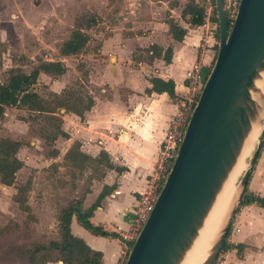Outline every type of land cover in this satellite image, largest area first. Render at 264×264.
Listing matches in <instances>:
<instances>
[{
  "label": "crops",
  "instance_id": "obj_1",
  "mask_svg": "<svg viewBox=\"0 0 264 264\" xmlns=\"http://www.w3.org/2000/svg\"><path fill=\"white\" fill-rule=\"evenodd\" d=\"M130 1L133 10L130 8L128 13L141 19L130 21L131 27H127L130 33L125 37L111 35L101 42V61L90 65L87 74L90 83L101 86L91 95L93 105L82 120L73 114L62 116L61 129L67 137L56 140L63 151L53 147L55 155L64 156L76 143L79 154L95 160L97 168L87 182L82 207L88 208L105 187L108 194L92 211L90 222L115 232L118 237L128 228L138 196L145 190L153 169L167 122L177 113V104L186 94V77L193 64L200 65L202 75L209 70L216 45L205 27L189 28L179 16L178 25L185 29L183 39L175 42L166 34L161 15L178 13L184 4L182 0L171 7H168L170 0ZM194 1L201 5L202 0ZM135 24L149 30L147 36L137 34ZM155 28H159L158 34ZM142 42L161 51L171 46L170 62L164 64L160 57H153L151 50L147 52V62L133 61L131 54L136 47L143 48ZM153 77L173 82V99L166 93H145L150 88L148 80ZM70 168L76 169L71 165ZM246 188L264 198V147L249 170ZM232 228L237 232L229 234L230 244L241 245L242 253L237 258L235 249L226 251V264H264V209L254 204L239 208L232 218ZM69 230L90 249L101 253L102 264H115L124 252L120 237L94 236L79 226L74 217Z\"/></svg>",
  "mask_w": 264,
  "mask_h": 264
},
{
  "label": "rangeland",
  "instance_id": "obj_2",
  "mask_svg": "<svg viewBox=\"0 0 264 264\" xmlns=\"http://www.w3.org/2000/svg\"><path fill=\"white\" fill-rule=\"evenodd\" d=\"M178 1L170 0L168 7ZM200 6L204 14L208 12L211 27L216 28L211 21L213 0H202ZM130 8L133 10L130 0H0V83L6 81L11 69L27 74L41 61H60L66 69L61 77L52 79L40 75L37 78L36 90L41 98L51 101L52 93L59 94L64 89L77 95L80 93L82 98L84 94H96L101 86L89 82V67L101 61L99 47L107 36L120 34L123 38L130 33L127 32L132 25L130 21L137 17L128 13ZM177 12L172 16L163 13L161 20L164 23L169 15L177 20ZM138 19L141 17L136 21ZM89 20L93 23L88 26ZM135 28L137 34L147 36L149 32L138 24ZM215 28L210 33L217 46ZM72 29L85 33L87 43L77 55L60 57L59 47ZM155 29L158 34L159 28ZM142 46L133 50V61L147 62L149 59L148 42ZM49 129L43 118L17 106L7 107L0 120V139L8 138L20 143L16 157L22 163L11 186L0 184V229L5 228V236L0 238V264H28L27 254L34 243L46 245L48 241L57 239L59 210L70 200H81L87 191V182L97 168L94 162H86L83 165L88 168L84 173L83 168L71 169L64 156L50 157L53 147L63 151V146L58 140L44 142L42 137L47 136ZM252 154L253 151L246 159V168ZM49 157L50 160H45ZM241 174L237 177L236 187ZM18 186L29 189L28 193L20 194L26 200L29 212L19 210L12 201ZM229 234L223 240L229 248L220 253H226L233 247ZM241 253L236 257L241 258Z\"/></svg>",
  "mask_w": 264,
  "mask_h": 264
},
{
  "label": "water",
  "instance_id": "obj_3",
  "mask_svg": "<svg viewBox=\"0 0 264 264\" xmlns=\"http://www.w3.org/2000/svg\"><path fill=\"white\" fill-rule=\"evenodd\" d=\"M217 46L213 64L189 115L171 168L124 264H180L235 164L252 123L264 131V0H239L230 24L222 0H213ZM201 264H212L230 227L251 167Z\"/></svg>",
  "mask_w": 264,
  "mask_h": 264
},
{
  "label": "trees",
  "instance_id": "obj_4",
  "mask_svg": "<svg viewBox=\"0 0 264 264\" xmlns=\"http://www.w3.org/2000/svg\"><path fill=\"white\" fill-rule=\"evenodd\" d=\"M203 18L204 9L195 3L194 0H185L179 11V20L187 27L193 28L201 26L203 24ZM211 21L217 24L214 9ZM92 23L89 20L87 25L89 26ZM164 23L167 28L166 34L170 39L175 42H180L185 35V29L180 27L177 20H173L170 16L167 17ZM227 25L229 30L230 25L228 23ZM215 30L217 40V27ZM87 40L88 38L85 33L79 29H72L68 38L59 47V56L70 57L77 55L85 47ZM149 50H151L153 57H160L164 64L170 62L172 54L171 46H167L161 51V48L150 45L147 52ZM214 53H216V45L214 46ZM214 58L215 56L213 55L209 69L213 64ZM65 70L64 65L60 61H41L27 74L19 69H11L8 72L6 81L2 84L0 83V120L7 107L17 106L43 118L45 123L50 126L47 136L42 137L44 142L54 143L57 138H66V133L61 129L62 116L65 114H73L82 120L84 113L89 111L93 105L91 94H84L82 98L80 93L77 95L64 89L59 94L52 93V100L47 101L41 98L36 90L37 78L40 75L55 79L61 77L65 73ZM148 82L150 88L145 89V93H166L170 98H174L173 82L171 80L164 81L153 77ZM19 147L20 143L18 141L8 138L0 139V184L5 187L13 184L16 173L22 167L21 161L16 157ZM263 147L264 131L260 136L259 143L253 154L250 169ZM77 148L78 145L73 143L63 157L65 162L77 169L88 168L84 167V163H93L95 160H92L86 155L79 154ZM55 154L56 151L53 149L50 157H55ZM106 190L103 187L95 201L88 208L84 209L82 207L84 196L81 200H70L62 207L56 217L57 239L48 241L46 245L34 243L32 249L27 254L28 264H46L51 262L56 263L58 261L61 264H102L101 253L90 249L83 241L74 237L70 233L69 223L71 218L74 217L79 226L94 236L119 239L115 232L103 229L101 226L94 225L90 222L92 211L99 206L100 200L108 194V190ZM28 191L29 189L24 190L22 186H18L16 193L12 195V201L23 212H29V207L26 204V200L20 197V194L28 193ZM250 204L264 209V198L248 192L245 184L237 204L236 212L239 208ZM4 230L5 228L0 229V238H4ZM228 233L229 230L227 235ZM120 241L122 242L121 239ZM228 248L225 242H223L220 251L227 250ZM232 248L235 249L236 255L239 257L242 246L236 244Z\"/></svg>",
  "mask_w": 264,
  "mask_h": 264
},
{
  "label": "built area",
  "instance_id": "obj_5",
  "mask_svg": "<svg viewBox=\"0 0 264 264\" xmlns=\"http://www.w3.org/2000/svg\"><path fill=\"white\" fill-rule=\"evenodd\" d=\"M222 4L225 20L230 25L237 13L239 0H222ZM209 18L208 12H206L204 14L202 26L205 27L208 32L215 28L211 27ZM206 75L207 72L205 75L201 74L200 65L193 64L188 76L186 77V94L177 104V113L169 118L167 122L146 188L138 196L134 215L132 219L128 221L127 230L122 232L119 236L124 245V252L115 264H124L129 251L128 246L130 249L138 232L152 210L156 197L174 161L189 115L202 89ZM232 232H237V230L232 228L229 233ZM225 259V253L218 252L212 264H225Z\"/></svg>",
  "mask_w": 264,
  "mask_h": 264
},
{
  "label": "bare ground",
  "instance_id": "obj_6",
  "mask_svg": "<svg viewBox=\"0 0 264 264\" xmlns=\"http://www.w3.org/2000/svg\"><path fill=\"white\" fill-rule=\"evenodd\" d=\"M255 86L259 89L260 94L264 96V76ZM263 115L264 113L261 114V117ZM260 131L261 126L259 123L251 124L235 164L223 182L201 228L198 230L197 236L180 264H201L205 259L217 232L224 224L230 209L236 201L238 195L237 177L246 169V159L251 154Z\"/></svg>",
  "mask_w": 264,
  "mask_h": 264
}]
</instances>
